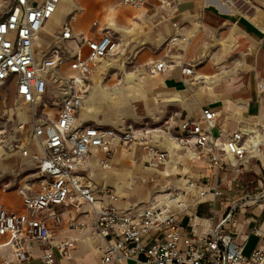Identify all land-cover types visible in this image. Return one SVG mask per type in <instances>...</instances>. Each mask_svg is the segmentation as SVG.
Here are the masks:
<instances>
[{"label":"built area","instance_id":"obj_1","mask_svg":"<svg viewBox=\"0 0 264 264\" xmlns=\"http://www.w3.org/2000/svg\"><path fill=\"white\" fill-rule=\"evenodd\" d=\"M61 1L11 0L8 10L0 15V85H6L8 90L13 86L15 95L30 107L33 134L40 147V153L22 149V155L32 160L36 170V187H32V181L19 187L24 211L9 210L0 194V247L9 246L17 264H56V254L70 256L73 241L54 239L53 229L61 227L64 219L53 208L57 205L79 208L85 203L90 210L81 214L90 218L88 225L93 229L95 244L101 253L98 264L125 261L264 264V231L252 226L250 234L260 237L261 242L257 249L245 254L234 236L236 205L220 213L215 208L216 200L222 195L219 171L225 159L234 157L238 163L233 170L239 171L240 164L249 161L251 152L264 145L263 129H239L223 138L213 133L218 111L203 108L200 117L181 120L179 133L171 140L174 147L191 153L194 159H208L217 170L214 183L206 177L201 180L190 177L186 188L168 184L160 193L161 199L134 203L123 210L114 205L117 196L112 189L95 188L86 174L92 149L108 157L120 146L138 144L150 165L167 163L169 155L153 139L147 123L130 122L119 128L76 125V113L91 87L92 74L101 63L109 65L108 60L124 54V46L118 37L109 33L95 39L74 33L73 26L82 12L75 4L55 36V44L44 48L42 59H38L35 42ZM146 1L117 0V3L140 9ZM161 4L171 6L172 0H161ZM226 4L231 5L232 0H226ZM92 24L96 26L98 21ZM173 27L176 33L169 42L188 43L190 38L177 31V23ZM71 41L75 47L70 46ZM83 46L87 47L86 54L82 53ZM172 66L160 59L151 69L154 74L162 75ZM64 67L72 73H65ZM180 73L193 77L194 66L181 65ZM51 90L59 93V97L52 96ZM258 97L264 102V82L258 85ZM49 105L57 109L53 119L43 111ZM107 159L101 161L103 167H109ZM197 185H200V199L211 198V210L206 217L199 216L191 207L190 189ZM98 191L107 194L109 204L98 202ZM244 199L264 205V189ZM83 224L71 221L69 226L80 230ZM154 231L160 237L146 243L144 237Z\"/></svg>","mask_w":264,"mask_h":264},{"label":"crops","instance_id":"obj_2","mask_svg":"<svg viewBox=\"0 0 264 264\" xmlns=\"http://www.w3.org/2000/svg\"><path fill=\"white\" fill-rule=\"evenodd\" d=\"M75 4L82 9V12L73 26L74 33L83 34L91 39L100 38L107 33L112 34L124 45L127 44L125 49L130 54L137 41L141 48L139 52L146 59L153 56L150 53L153 46L159 48L168 41L154 56H163L162 59L173 64L166 74L155 75L156 77H150L145 82L148 90L157 99L158 108L150 113L147 120L131 122L136 125L147 123L150 126L153 139L159 142L160 148L168 151L169 157L166 163L168 173L164 174L161 171L159 167L162 164L156 168L150 165L138 144L134 145H138L140 149L133 147L131 151L120 146V149L112 153L113 159H109L98 149H92L89 153L87 176L95 188L112 189L117 196L114 205L118 209L123 210L134 203L147 201L157 189H161L163 181L181 188L187 187L190 177L197 180L206 177L213 183L216 181L217 170L210 165L208 159H194L191 153L174 147L171 140L172 136L179 133V122L185 118L200 117L203 108H210L219 113L216 126L213 128L214 134L226 138L239 129L260 128L263 129L261 141L264 142V102L258 97V85L264 82V0H232L231 5H227L226 0H172V5L163 6L161 11L150 0H147L140 9L120 5L117 0H62L51 18L53 19L65 5L67 12L59 29L57 31L48 29L50 19L40 32L35 47H38L37 43L42 47H49L48 43L51 40L55 44V36L60 33ZM95 20L98 24L93 26ZM173 23H177V31L190 38L188 43L169 42L170 37L176 33ZM69 44L71 47L76 46L72 41ZM145 48L149 49L145 50ZM87 51V47L83 46L82 53L86 54ZM231 54L238 56L242 66L243 72L236 74L237 78L227 79L222 71L211 73L213 70L221 69V65L230 60ZM181 65L194 66V73L199 72L197 75L207 78L194 81L193 77L183 76L180 73ZM103 66L98 67L91 76V87L82 107L76 113L78 126L102 125L83 122L81 119L82 108L88 107L84 105L91 103L96 92L105 93V89L99 87V84L101 81L103 84L105 77L114 66L110 64ZM101 67L102 69H99ZM64 70L72 73L67 67H64ZM231 75L235 74L231 72ZM104 87L106 88V85ZM226 87L229 88V94ZM9 90L15 94L13 86ZM165 93H174L176 97L172 101L162 102L157 97ZM16 104L20 111L25 108L27 125L30 129V134L22 143V149H28L29 153H40V147L33 134L30 107L23 104L19 98ZM43 111L53 119L57 109L49 105ZM102 126L119 128L124 126V123ZM22 149L21 156L34 165L29 157L22 155ZM105 159L109 161V167L102 166L101 161ZM237 163L234 157H227L219 171L222 195L216 200L215 208L220 213L228 206L236 205L233 214L235 241L243 246L245 254H250L261 242L260 237L250 234V230L256 225L264 231V205L252 199H243L244 201L239 202L240 197L231 200L232 203L228 202L226 191H236L237 194L239 191L243 193L244 198L248 194L264 189V145L262 144L259 150L254 149L251 152L249 161L240 164L239 171L233 170ZM142 176L147 179L153 177L155 181L140 183ZM35 178L31 179L34 188ZM26 180L21 182L19 187L26 185ZM129 183L135 185L134 190L128 188ZM141 187L142 190L139 189ZM199 188L200 185H197L190 189L191 207L194 211L203 210L208 215L211 210V198L209 196L200 199ZM9 196H15L17 202L15 203ZM96 197L100 204L110 203L106 193L98 191ZM224 197L227 202L222 199ZM1 200L11 211H24L19 189L17 193L2 195ZM196 201L198 202L195 203ZM53 209L61 213L64 219L61 227L53 229L54 239L68 238L73 241L70 256L56 254V264H98L101 253L96 247L93 229L88 225L90 218L81 214L82 211L90 210V206L83 203L79 208L72 206L68 209L65 205H57ZM71 221L84 222L85 225L83 224L80 230L70 229ZM159 237L160 233L154 231L146 235L144 241L148 243ZM251 237H254L255 241L249 246ZM37 250L39 252V248ZM8 262L17 264L11 248L0 247V264H8ZM111 264L134 263L125 261Z\"/></svg>","mask_w":264,"mask_h":264},{"label":"rangeland","instance_id":"obj_3","mask_svg":"<svg viewBox=\"0 0 264 264\" xmlns=\"http://www.w3.org/2000/svg\"><path fill=\"white\" fill-rule=\"evenodd\" d=\"M157 6L158 10L161 11L163 5L161 0H150ZM11 0H0V15L5 13L10 5ZM67 8L65 5L61 8L55 17L51 19L48 23V29L57 31L65 18ZM55 42V41H54ZM168 42V41H167ZM167 42L161 44L159 48L153 46L152 51H150L152 57L146 59L141 56L139 52L140 43L136 41L133 52L128 53L127 44L124 46V54L120 55L118 59L108 60L110 65H113L114 68L109 71L107 76L104 79L103 84L106 85L105 93L96 92V96L92 99L91 103L84 105L82 108V119L81 121H86L93 124H126L129 122L147 120L150 117V113L158 108L157 99L154 98V94L148 90L146 87V80L150 77H156L153 71V64L162 59L163 56H154L159 52ZM54 43L51 40L48 43V46H52ZM36 47V57L42 59L41 51L46 47H42L37 43ZM149 48H145L148 50ZM151 50V49H150ZM210 54V53H209ZM210 55H208L209 57ZM122 64V65H121ZM105 65V62L101 63L100 66ZM221 69H216L215 72H223L226 75V78L230 80L237 78L241 70V63L238 56L231 54V58L228 62L221 65ZM99 69H102L99 68ZM220 70V71H219ZM226 70V71H225ZM232 70V71H231ZM230 71V72H229ZM65 73H68L64 71ZM233 72L235 75H231ZM194 74H199L195 71ZM237 74V75H236ZM207 78V77H206ZM227 93L229 94V88ZM218 92V91H216ZM51 95L59 97V93L51 90ZM18 97L11 93L7 89L6 85H0V194L5 196L8 193H17V189L21 182L25 179L30 181L36 176V170L34 165L21 156L22 143L26 137L30 134L29 126L27 125V116L25 115V108L21 109L17 107ZM19 103V101H18ZM10 105V106H9ZM51 112L53 110H50ZM51 115V114H50ZM84 118V119H83ZM133 147H138V145L124 146L125 149H130ZM120 149L119 147L115 150ZM140 149V148H139ZM113 152V154L115 153ZM113 154L109 155V159H113ZM150 178V177H149ZM155 181V180H154ZM140 183H148V179L145 176L140 177ZM155 185V184H154ZM228 185V184H227ZM161 188V186H160ZM158 190V189H157ZM155 191L150 201L163 197L160 195L162 191ZM228 195V202L231 200H236L238 197L239 202H242L243 193L238 191H226ZM11 200L15 203L17 198L15 196H9ZM226 197L222 198L226 201ZM245 200V199H244ZM243 200V201H244ZM226 201V202H227ZM196 201L195 203H197ZM204 210H207L204 208ZM198 215L206 217L207 214L202 211H198ZM255 241L254 237L249 239V246L252 245Z\"/></svg>","mask_w":264,"mask_h":264},{"label":"bare ground","instance_id":"obj_4","mask_svg":"<svg viewBox=\"0 0 264 264\" xmlns=\"http://www.w3.org/2000/svg\"><path fill=\"white\" fill-rule=\"evenodd\" d=\"M105 65H107L106 63H105ZM122 65V64H121ZM103 67H105V66H103ZM206 76H203V75H197V74H194V76H193V79H194V81L195 80H201V79H203V78H205ZM99 87H101L102 89H105V87H104V85L102 84V81L100 82V84H99ZM175 97H176V94H174V93H165V94H161V95H159L157 98L160 100V101H162V102H169V101H172V100H174L175 99ZM153 167H157L158 165H152ZM159 168H161V171L164 173V174H166V173H168V166H167V164L166 163H164V164H162V166L161 167H159ZM169 183L168 182H166V181H163L162 183H161V189L159 190V191H163L164 190V188L168 185ZM128 188L130 189V190H134V184H132V183H129L128 185ZM140 190H142V187L141 188H139ZM148 198H146V200H147ZM151 199V198H150ZM150 199H148L147 201H149ZM158 199H161V197H159Z\"/></svg>","mask_w":264,"mask_h":264}]
</instances>
